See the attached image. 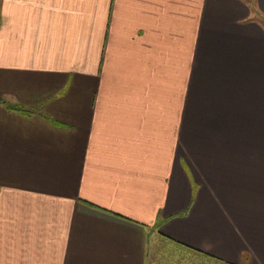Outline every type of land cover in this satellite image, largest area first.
<instances>
[{
	"label": "crops",
	"instance_id": "0c3cea01",
	"mask_svg": "<svg viewBox=\"0 0 264 264\" xmlns=\"http://www.w3.org/2000/svg\"><path fill=\"white\" fill-rule=\"evenodd\" d=\"M264 0H0V264H264Z\"/></svg>",
	"mask_w": 264,
	"mask_h": 264
},
{
	"label": "rangeland",
	"instance_id": "374dc122",
	"mask_svg": "<svg viewBox=\"0 0 264 264\" xmlns=\"http://www.w3.org/2000/svg\"><path fill=\"white\" fill-rule=\"evenodd\" d=\"M263 21H264V18H263Z\"/></svg>",
	"mask_w": 264,
	"mask_h": 264
}]
</instances>
